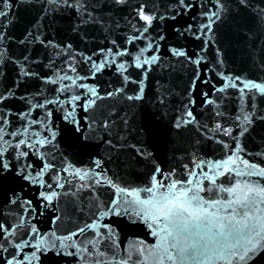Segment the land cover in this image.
<instances>
[{"label":"snow or ice","instance_id":"6c2138e0","mask_svg":"<svg viewBox=\"0 0 264 264\" xmlns=\"http://www.w3.org/2000/svg\"><path fill=\"white\" fill-rule=\"evenodd\" d=\"M47 2L73 12L79 18L76 29L101 27L106 43L87 54L68 44L56 54L59 65L50 58L43 74L12 61L17 78L0 92V264H264V151L247 150L241 139L255 120L264 121L258 114L264 105V60L256 78L226 71L215 31L231 10L224 0H166L164 5L108 0L123 14V25L115 23L116 36L96 11L101 0ZM0 6V18L7 17L10 0H0ZM236 6L264 20V7H253L251 0H236ZM184 17L191 22L169 25L175 32L169 41L163 26ZM28 36L32 33L19 43ZM189 39L199 42L191 54L181 43ZM34 40L59 47L40 36ZM165 58L169 67L174 61L192 68L174 109V126H193L218 146V155L194 151L166 171L138 139L140 131L129 129L130 117L105 113L100 105L120 97L134 108L145 98L149 74L163 68ZM8 60L7 52H0V62ZM106 72L115 83L112 78L101 83ZM29 81L32 92L18 95L14 89ZM156 84V103L167 116L176 94L161 81ZM129 86H134L131 94ZM17 100L21 106L11 107ZM222 100L235 103L231 117L221 110ZM133 134L134 142L129 141ZM61 139L84 149L100 141L108 154L84 166L61 150ZM118 148L151 165L139 182L110 174L112 150ZM124 221L145 238L125 243L118 230Z\"/></svg>","mask_w":264,"mask_h":264},{"label":"water","instance_id":"95a60500","mask_svg":"<svg viewBox=\"0 0 264 264\" xmlns=\"http://www.w3.org/2000/svg\"><path fill=\"white\" fill-rule=\"evenodd\" d=\"M224 2L226 8L231 10L225 13L222 21L215 26V31L217 46L223 54L226 71L233 75L239 74L250 78L259 77L261 75L260 61L264 60V20L249 9L238 10L236 0H224ZM10 3L12 7L7 10L9 15L0 18V33L4 34V42L3 45H0V52H7L9 56L8 61L0 62V71L4 72V76L0 77V92H3L6 87H11L17 78L18 69L12 63L13 60L43 74L47 71L43 65L48 63L50 58L55 59L59 65L60 58H57L56 54L66 49L68 44H71L75 50L87 54L106 43L105 36L107 33L101 27L89 24L76 29L79 18L69 10L51 8L47 0H10ZM160 3L164 5L166 0H160ZM251 3L256 8L264 7V0H251ZM96 11L103 17L105 26L112 25L111 35H118L119 30L115 29V23L119 21L123 25V14L113 9L108 0H101ZM185 21L191 22L187 17H184L179 23L174 24L169 21L163 26L169 41L175 39L173 27H181ZM169 25H173V27H169ZM29 32L32 33V36H28L25 43L20 44L19 41L24 39ZM36 36H40L45 42L51 41L59 47L56 49L50 45L45 47L35 42L34 37ZM181 43L184 44L190 54L197 50L199 44L198 41L191 39L181 41ZM212 55L213 49L210 48L209 59L212 58ZM25 56L28 57V61L24 60ZM32 60L39 63L30 64L29 62ZM169 63V59L165 58L163 68L157 67L149 74L145 98L142 102H137L134 108L120 97L100 102L105 113L114 111L119 116L130 117L129 129L135 127L140 131L138 139L143 141L144 146L152 153V159L165 171L176 167L180 163L181 157L187 160L194 151L207 158L218 155L215 151L218 146L212 141L204 139L193 126L179 129L174 126L172 120L175 114L174 109L178 106L179 93L183 92L187 85L192 68L174 61H172L174 66L169 67ZM110 78L115 83L114 77H110L107 72L100 78V81L103 84ZM157 80L164 84L165 89H171L176 94L172 98V103L168 105L167 116H164V107L156 103ZM31 84L32 82L29 81L28 85H21L19 89L14 90L17 91L18 95L31 93ZM132 87L134 86H129V94H131ZM10 104L13 108L21 106V102L18 100L12 101ZM221 105L222 111L227 110V116L234 115L236 106L233 101L222 100ZM201 111L198 99L194 109L198 119ZM258 114H264V105H260ZM97 115H99V111ZM204 122L201 121V123ZM134 135L129 136V141L134 142ZM241 139L247 150L264 151V121L255 120L249 128V132ZM198 140L199 143H197ZM80 143L84 142L81 141ZM60 148L65 154L69 157H75L84 166L94 156H106L108 154L107 146L96 140L91 141L90 147L84 149L81 148L80 144L61 139ZM112 156L113 160L108 164L110 174H118L119 178L125 181L139 182L151 168L147 162L134 160L130 150L127 149H113ZM105 191L106 189L100 190L101 195ZM83 195L87 198L88 194L84 193ZM126 223L124 221L118 229L121 231L122 240H125V243H131L136 238H145L142 231L125 227Z\"/></svg>","mask_w":264,"mask_h":264}]
</instances>
